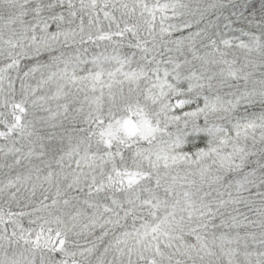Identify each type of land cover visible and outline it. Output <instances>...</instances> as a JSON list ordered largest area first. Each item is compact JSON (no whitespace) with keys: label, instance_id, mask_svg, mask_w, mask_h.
Here are the masks:
<instances>
[{"label":"snow or ice","instance_id":"snow-or-ice-1","mask_svg":"<svg viewBox=\"0 0 264 264\" xmlns=\"http://www.w3.org/2000/svg\"><path fill=\"white\" fill-rule=\"evenodd\" d=\"M0 264H264V0H0Z\"/></svg>","mask_w":264,"mask_h":264}]
</instances>
